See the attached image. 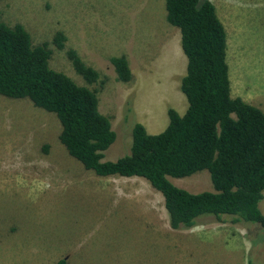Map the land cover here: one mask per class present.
<instances>
[{
    "label": "rangeland",
    "instance_id": "obj_1",
    "mask_svg": "<svg viewBox=\"0 0 264 264\" xmlns=\"http://www.w3.org/2000/svg\"><path fill=\"white\" fill-rule=\"evenodd\" d=\"M211 1L226 29L231 94L264 110V0ZM0 21L24 25L33 45L46 41L50 67L78 84L66 50L100 73L87 85L116 133L104 160L129 152L135 123L155 134L170 107L184 110L178 76L187 59L165 0H0ZM56 31L66 36L61 50ZM122 55L128 81L110 61ZM60 131L55 113L0 94V264H264L263 227L204 215L173 229L147 179L96 174L68 153ZM169 179L194 193L215 190L206 169ZM260 206L264 214V199Z\"/></svg>",
    "mask_w": 264,
    "mask_h": 264
},
{
    "label": "trees",
    "instance_id": "obj_2",
    "mask_svg": "<svg viewBox=\"0 0 264 264\" xmlns=\"http://www.w3.org/2000/svg\"><path fill=\"white\" fill-rule=\"evenodd\" d=\"M165 10L167 21L180 31L187 59L185 72L178 76L185 111L170 107L167 126L155 134L135 123L129 152L116 160H104L116 133L99 111L98 91L87 85L97 82L100 73L76 50L66 54L85 84L50 67L53 50L46 41L33 45L24 25L0 21V94L28 98L55 113L60 142L87 169L100 176L147 179L165 199L171 228H190L204 215L215 220L231 215L264 228V110L231 94L227 34L213 2L165 0ZM65 41V34L56 31L51 42L61 50ZM110 61L118 80H130L125 56H111ZM203 169L214 191L190 192L169 179Z\"/></svg>",
    "mask_w": 264,
    "mask_h": 264
}]
</instances>
